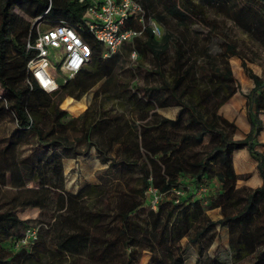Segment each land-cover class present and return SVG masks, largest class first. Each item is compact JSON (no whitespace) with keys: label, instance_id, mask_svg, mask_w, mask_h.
<instances>
[{"label":"trees","instance_id":"trees-1","mask_svg":"<svg viewBox=\"0 0 264 264\" xmlns=\"http://www.w3.org/2000/svg\"><path fill=\"white\" fill-rule=\"evenodd\" d=\"M136 1L145 19L165 29L157 38L145 25L121 47L126 56L132 51L147 56L157 83L130 89L118 73L125 60L121 51L103 56L99 43L84 33L91 47L88 61L47 92L26 82L32 52L25 42L35 27L10 10L17 7L48 26L60 20L76 25L87 2L51 0L45 12L49 0H0V122L12 124L0 137V185L36 187L40 212L58 221L49 223L55 227L51 253L59 256L58 264H137L144 249L150 253L147 264H183L187 245L195 244L199 257L217 238V225L227 227V249L235 262L264 264V152L256 148L264 145L258 141L264 129L259 116L264 72L254 73L232 40L223 39L214 55L208 46L215 26L211 11L264 44V0ZM195 22L207 33L200 37L191 31ZM232 56L241 59L253 82L243 93L249 128L240 139L232 136L235 123L217 112L239 89L229 65ZM90 91L92 99L82 111L78 100ZM120 97L128 102L123 111L104 107L102 99ZM166 106H177L173 117L157 112ZM240 147L256 161L261 183L255 187L236 186L248 177L233 168L232 153ZM91 148L112 167L116 181L101 176L69 191L65 160ZM148 189L156 196L154 208H147ZM33 200H0V264L39 263L49 252L41 232L18 243L29 225L16 208ZM207 209H218L219 217L213 219ZM211 257L208 263L218 264Z\"/></svg>","mask_w":264,"mask_h":264},{"label":"rangeland","instance_id":"rangeland-1","mask_svg":"<svg viewBox=\"0 0 264 264\" xmlns=\"http://www.w3.org/2000/svg\"><path fill=\"white\" fill-rule=\"evenodd\" d=\"M166 1V0H165ZM11 13L15 15L23 23H29L30 27H36L37 22L35 19L29 18L23 12H21L17 7H13ZM212 18H214L215 26L212 27L213 32L211 37L208 40L209 52L211 54H216L219 51V43L223 39L232 40L236 47L241 50L247 57V65L252 69V71L258 75H262L264 72V44L262 40L251 36L246 30L240 28L229 18L221 17V13L210 12ZM148 18H146V21ZM172 23V22H171ZM41 26V24H40ZM48 26V25H45ZM161 32L164 31V26L160 24ZM191 31L196 32L200 35L207 33V28L203 23L195 22L191 26ZM199 37V38H200ZM159 38V36H157ZM117 51H121V59L124 57L125 60L122 61V69H118L121 79L126 82V86L130 89H135V86L138 84H149L157 83L158 79L154 74L150 72V62L147 56H140L138 52L132 51L128 56L124 54L123 48L120 46ZM229 65L231 70L236 77L239 83V89L236 91L230 98L224 101L217 112L222 114L228 120H232L236 128L232 132V136L235 139H240L245 136V133L248 131L249 123L246 115L245 109V97L243 96L244 92H247L249 88L253 85L252 79L249 78L241 66V59L232 56L229 58ZM240 68L241 73L237 74L235 68ZM167 76V71L165 72ZM55 77L58 83L63 82V77L55 73ZM168 78V76H167ZM92 99V91L83 95L78 102L86 107L87 103ZM104 107L107 109H112V112L123 111L126 104L128 103L125 97H120L118 99H107L103 100ZM60 107L61 103H60ZM177 110V106H166L158 107L157 112L161 116L173 117ZM81 111V112H82ZM70 112V111H69ZM80 112V113H81ZM73 116H76L70 112ZM79 113V114H80ZM264 124V123H262ZM12 128L11 122L1 121L0 122V137H3L9 133ZM208 138V135L204 137V140ZM256 148L259 151L264 152V145H258ZM241 151H246L245 147H240L235 149L232 153V164L235 171L243 175L248 173V177L245 179H238L236 185L245 184L250 187H255L261 183V177L258 173L256 167V161L249 158L247 151L246 154H243V157L238 156ZM65 161V187L69 191H76L85 183H95L99 182L101 176L106 178L108 181H116L114 178V170L109 168L107 163H103L101 158L97 156V153L94 148H91L89 153L85 156H77L67 158ZM68 165V166H67ZM109 182V183H110ZM200 192V191H198ZM150 194L151 201H148L147 208H154L152 201H154V191L148 189ZM37 190L31 183H28L22 188H14L10 184L0 185V200L6 201L9 200L12 196H18L19 201H24L27 198L34 199L33 203L27 206H19L16 208L17 215L23 219L29 226L36 229V233L46 234L47 245L49 247V252L45 253L41 262H29L28 264H58L59 256L51 253L54 242L53 234L54 228L50 227L49 223H56L58 221L55 218H48L40 212L36 203ZM90 205H94L95 201L92 197L88 198ZM14 205V204H13ZM20 205V204H18ZM15 206V205H14ZM93 207V206H92ZM207 213L213 218L219 217L218 209H207ZM217 229V238L213 241L211 246H209L202 255L197 257V248L195 244H188L184 254L183 264H209L211 256L217 259L218 264H240L235 262L231 257L228 246V230L226 226H216ZM184 242V240H182ZM150 253L144 249L141 252L139 261L137 264H147L149 260Z\"/></svg>","mask_w":264,"mask_h":264},{"label":"built area","instance_id":"built-area-1","mask_svg":"<svg viewBox=\"0 0 264 264\" xmlns=\"http://www.w3.org/2000/svg\"><path fill=\"white\" fill-rule=\"evenodd\" d=\"M78 1L87 4L82 21L76 25L60 20L54 25L45 26L46 23L41 19L35 20V33L30 30L25 42L26 49L32 52L26 62V82L29 85L34 82L50 92L58 86L55 73L62 76L63 81L76 73L91 55L90 44L83 38L84 33L90 34L99 43L103 56L114 53L123 43L141 35L145 25L156 37L162 34L158 22L153 19L146 21L144 10L136 0ZM50 7L51 0L45 12ZM155 201L156 196L152 201L153 207ZM36 236V229L26 227L18 243H27L36 239Z\"/></svg>","mask_w":264,"mask_h":264},{"label":"crops","instance_id":"crops-1","mask_svg":"<svg viewBox=\"0 0 264 264\" xmlns=\"http://www.w3.org/2000/svg\"><path fill=\"white\" fill-rule=\"evenodd\" d=\"M260 118H261V120H262V123H264V113H260ZM258 141H260V142H264V129H262L261 130V132H260V134H259V136H258ZM247 151V150H246ZM246 151H241L240 150V153L238 154V156H241V157H243V154H246ZM256 164V163H255ZM68 166V165H67ZM237 174H239L237 171H235ZM241 185H243L242 183L241 184H238V185H236L237 187H239V186H241Z\"/></svg>","mask_w":264,"mask_h":264}]
</instances>
